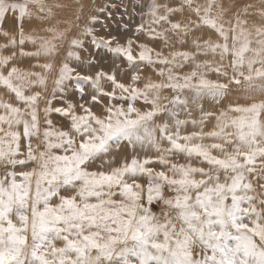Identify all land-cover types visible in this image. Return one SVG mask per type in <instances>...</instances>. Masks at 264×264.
<instances>
[{"label": "snow or ice", "instance_id": "snow-or-ice-1", "mask_svg": "<svg viewBox=\"0 0 264 264\" xmlns=\"http://www.w3.org/2000/svg\"><path fill=\"white\" fill-rule=\"evenodd\" d=\"M131 6L0 0V264H264V7Z\"/></svg>", "mask_w": 264, "mask_h": 264}, {"label": "rangeland", "instance_id": "rangeland-1", "mask_svg": "<svg viewBox=\"0 0 264 264\" xmlns=\"http://www.w3.org/2000/svg\"><path fill=\"white\" fill-rule=\"evenodd\" d=\"M60 3L66 5L65 8L57 10L56 17L51 21V24L56 25L60 29L68 28L71 32L76 31V25L82 23V21L91 16L95 15L97 17L98 22L94 25L96 32L100 35H106L107 31L110 30L113 35L118 33L121 34L122 39L126 36H130L131 33H123L122 29H120V17L123 16L125 20H127V15L124 12L125 6L128 7V11H132L131 0H59ZM139 2V0H136ZM217 2L222 6L223 9L226 10V16H231L232 12L237 10H242L246 5H256L254 8H250V15L247 17H242L248 19L250 23L255 22L256 24H261V19L259 16L258 9L264 7L261 5L260 0H217ZM196 3L205 4L207 0H196ZM83 5V15L81 16V20L77 21L76 17L80 15V6ZM111 14V16L109 15ZM135 22H139V17H135ZM70 32V34H71ZM206 34V30H205ZM66 46V45H65ZM88 47V43L86 41V48ZM26 50H32L31 45H26ZM86 55V53H85ZM43 63V59L39 61ZM69 62L73 65H76L78 62L74 57L69 58ZM37 61L34 58H22L21 63L18 65L22 68H30L31 65L36 64ZM227 63V60L225 61ZM108 65H105L107 68ZM35 71H40L39 68L33 69ZM229 75L231 74V70L228 69ZM209 79H217L215 73L208 74ZM247 85H230V92L228 94L227 100L224 101L225 105L228 101H237L239 103H248L250 100L248 99L249 94L246 91ZM253 98L260 99V94L255 93ZM0 99H9V97L0 91ZM205 108L208 110H214V106L209 101L205 104ZM197 115V113H194ZM183 118V116L181 117ZM56 122L59 124V119L56 118ZM198 128H193L192 125L186 126L184 129L185 132L196 131ZM205 130H209L208 127ZM180 162H183L181 160Z\"/></svg>", "mask_w": 264, "mask_h": 264}]
</instances>
